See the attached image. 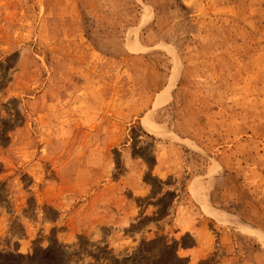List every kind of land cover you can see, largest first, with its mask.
Wrapping results in <instances>:
<instances>
[{
    "label": "rangeland",
    "instance_id": "rangeland-1",
    "mask_svg": "<svg viewBox=\"0 0 264 264\" xmlns=\"http://www.w3.org/2000/svg\"><path fill=\"white\" fill-rule=\"evenodd\" d=\"M0 264H264V0H0Z\"/></svg>",
    "mask_w": 264,
    "mask_h": 264
}]
</instances>
